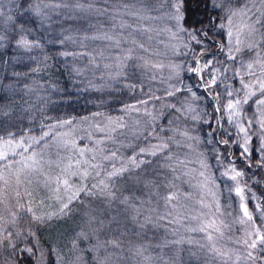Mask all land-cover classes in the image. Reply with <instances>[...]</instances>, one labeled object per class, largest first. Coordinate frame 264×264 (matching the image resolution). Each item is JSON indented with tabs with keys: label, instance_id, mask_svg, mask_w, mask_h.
Wrapping results in <instances>:
<instances>
[{
	"label": "trees",
	"instance_id": "trees-1",
	"mask_svg": "<svg viewBox=\"0 0 264 264\" xmlns=\"http://www.w3.org/2000/svg\"><path fill=\"white\" fill-rule=\"evenodd\" d=\"M153 1L110 0L111 5L118 3L123 8L143 9L149 15H156L160 10L156 12L151 8L155 7ZM102 3L103 0H13V21L0 28V135L7 131L37 132L50 123L95 112L119 114L125 105L135 104L151 93L161 97L159 102L147 105L153 116L159 113L153 127H171L180 131L190 129L189 134L199 137V142L177 137L181 146L174 144L156 156H147L146 163L139 167L128 168L110 183L109 190H114V199L83 195V199L71 202L65 213L41 221L33 219L31 212L22 210L14 218L15 226L10 225L9 228L13 234L17 231L22 234L19 240L15 236L11 239V243L17 245V251L14 253L11 247L0 245V264H72L73 261L76 264H170L179 249L182 252L177 259L180 264H201L203 259L194 251L202 244L201 236L192 229L195 228L193 209L197 208L198 198L195 195L202 179L199 172L204 171L205 176H210L212 170H218L213 153L204 143L209 127L199 120L193 122L187 119L185 122L186 117L182 115L177 119L178 113L165 105L174 104L180 108V102L187 98L203 114L213 113L214 107L222 106L225 101L221 98L213 104L212 98L199 87L197 77L183 71L179 79L185 85L189 83L200 99L191 97L190 93L167 97L165 89L172 91L173 85L181 87L176 84L177 77L174 75L173 80L164 77L170 71L169 65L165 68L152 67L151 63L145 64L142 56L149 58L148 61L166 59L174 64H183V58L175 52L163 57L162 46L165 44L161 47L151 44V49L141 50L139 45L144 39L132 37L131 30L121 27L124 24L112 27L108 21L104 22L105 14L101 15L100 11ZM213 3L215 0H185L182 15H186L187 19L181 21V25L207 28L210 17L219 18L211 21L214 26L209 36L223 43L227 39L226 32L219 27L223 11L214 8ZM77 4H83L85 8L79 9ZM89 5L92 10H88ZM160 6L170 9L167 0ZM120 21L123 22V18L120 17ZM132 23L135 22L132 20ZM20 26H23V32L18 30ZM119 30L122 35L117 37L118 40L112 38L109 42H102L92 39L102 31L109 34ZM135 33L143 35L139 29ZM21 38L39 46L20 45L18 40ZM186 41L190 48L196 47L199 51L194 42ZM186 41L182 44L185 45ZM181 48L180 45L175 51ZM208 50L215 52L217 58L224 59L215 43L209 45ZM118 52L127 60L125 63L119 61L117 66L115 56ZM112 72H116L117 76ZM170 81L172 85H169ZM248 115H251V109ZM139 117L143 124L152 120L144 110ZM204 118L207 119L206 116ZM173 120L176 123L170 124ZM221 124L233 131L226 121L221 120ZM250 134L253 135L251 148L258 149L261 143L258 137H264V133L257 126L251 129ZM159 135L166 138L173 136L174 132L161 131ZM218 138L227 137L221 135ZM236 138L242 143L241 136ZM140 143L142 141L138 140ZM218 147L222 153L233 152L237 169L246 172L242 176L244 182L254 188L264 205V164L259 163L261 156L253 152L250 157L252 166L249 167L248 161H241L240 149L231 140L227 147ZM169 156L174 158L169 160ZM201 160L207 168L201 167ZM227 161L224 159L225 163ZM173 168L179 171L173 172ZM169 192L178 194L171 204L162 199ZM220 198L226 206L228 198ZM26 231L33 234L27 240L23 238ZM4 234L0 229V237ZM28 240L36 245V255L19 251L30 246ZM138 250L142 254H138ZM190 254L196 260L189 258Z\"/></svg>",
	"mask_w": 264,
	"mask_h": 264
},
{
	"label": "snow or ice",
	"instance_id": "snow-or-ice-1",
	"mask_svg": "<svg viewBox=\"0 0 264 264\" xmlns=\"http://www.w3.org/2000/svg\"><path fill=\"white\" fill-rule=\"evenodd\" d=\"M212 2V0H209ZM240 0H238V3ZM232 3V0H223L222 3H213V7H219L222 10L227 12V15L223 17L226 20V24H220L219 27L224 29L228 28L227 39L221 43L220 41L213 40L209 36V33L212 31L213 24L211 21L213 19L210 17V24L207 28H201L193 25L191 28L180 27V22L187 19L186 15H182L184 12L185 0H168L169 7L171 9L170 19L176 21L174 27L179 28L180 33L189 39V41L194 42L198 46L199 51L196 47H191L188 44H185L183 48L177 50L175 55L183 58V64L177 63L172 64L169 67L173 70V74L177 77L176 84H180L181 87H175L173 85V90L168 91L165 89V95L167 97H174L177 93H190L191 97L200 99L197 97L196 91L193 90L192 86L183 84V81L179 79L180 72L191 73L193 76L197 77L199 87L202 88L206 95L212 98L213 104H216L222 98L225 103L220 107H214L213 113L203 112L197 107L192 106V102L189 99H185L183 102H180V108H177L176 105H165V107H171L173 112L178 113L177 119L180 116L191 119L193 122L199 120L202 124H207L209 131L205 133L204 143L209 146V150L213 153V158L220 164L222 167H226V170L220 174L224 177L229 178L232 181H236L238 177H242L244 174L242 171L237 170L234 166L235 161L232 159L230 154L221 153L218 146L229 145V141L240 149V159L241 161H248L249 167H251L250 157L253 152H257L261 156V163L264 164V137H258L261 139V143L257 148H250L249 144L253 139V135L250 134V131L253 127H259L260 132L264 133V56H261L257 53V49H264V0H248L247 3H244L243 7L232 8L228 7ZM77 8L84 9L85 5L77 4ZM88 10H92V6H88ZM103 11V10H100ZM111 15V13H109ZM241 19L242 23L239 27H236L233 24L235 19ZM12 22L13 17L8 15L5 18V10L0 6V21ZM199 23H203L200 21ZM121 27H128L126 25H121ZM235 29V30H234ZM20 32L24 31L23 26H20L18 29ZM241 36L244 39H241ZM257 36H259V41H257ZM101 37H93L92 39H100ZM103 39L111 40L112 37L105 35ZM20 45L25 47H38V44L31 45L29 41L21 38L18 40ZM212 43L217 45V51L221 52L224 56V59L221 60L215 56V52H209L208 46ZM139 48L144 50V45L140 44ZM189 49V50H185ZM248 52L255 54L253 58L245 61L242 58H239L241 54ZM65 55H70V53H65ZM205 57H208L205 59ZM148 62L146 61L145 64ZM195 65L192 67L191 65ZM152 67H163L162 65H151ZM229 81L224 83V81ZM134 87V86H132ZM217 88H221V91H210ZM161 97L154 96L151 93L147 95L145 99L137 100L133 105H125V110H133L137 113L144 110L145 115L151 116L152 120L145 122L143 124V130H141V124L139 121L131 129L132 139L142 141L145 145L149 144L151 139L156 140L158 143L151 145V147H140L139 144L136 145L137 151H133V155L129 157L133 164H135L136 157L138 155L148 154L151 156H156L158 153L169 150L170 146L176 145L177 147L181 146V141L177 137H183L185 141L195 140L199 142V137L191 136L190 129H185L180 131L178 129H173L171 127L161 129L159 126L153 127V122L159 115L153 116L151 112L148 111L147 105L153 101L159 102ZM251 109V115H248V110ZM191 114V115H189ZM207 117L205 119L204 117ZM221 120L226 121L228 125L232 126L233 131H229L227 128L220 123ZM62 124L71 125L73 121L65 120L61 122ZM170 124L176 123V120L170 121ZM215 125V126H213ZM118 127L120 129L126 128V125L123 122H120ZM99 131H104L103 128H98ZM161 131L174 132L173 136H167L166 138L161 137L159 133ZM242 134L241 143L240 139L236 137ZM55 135V134H53ZM225 136V139H219V136ZM19 136V140L16 137ZM49 133L45 132L43 135L37 139L35 137L25 136L22 133H13L11 131L5 132L3 135H0V177L15 176L17 185L20 184V175L25 171L35 169L40 165L41 160L37 159L39 153L35 151L43 142L44 138L48 137ZM127 139V136L125 137ZM100 141H97L99 143ZM28 144L25 147V144ZM69 142H65L67 146ZM74 145V141L71 142ZM129 148L132 147L131 144L128 145ZM191 147V145H189ZM80 155L83 156L85 149L81 148L78 150ZM28 153H31L30 155ZM118 153L113 151L110 155L105 156L106 160H113L117 158ZM17 157L19 159L17 160ZM223 157V158H222ZM174 157L169 156L168 159L171 160ZM95 159V157H93ZM224 159L229 161L228 166H225ZM76 165H86L88 161L77 159L74 162ZM141 164L146 163L145 160H140ZM177 163H183L182 161H177ZM19 165V167H17ZM72 165L69 164V167ZM139 167V165H136ZM90 167H96L95 165H90ZM113 170L107 173V177L111 180L113 177H117L127 171L125 168H120L117 170L115 165L112 166ZM201 167L207 168V164L201 160ZM173 172L179 171V169L173 168ZM229 172L234 173L229 177ZM87 176L89 173L85 170L82 173H74ZM148 175V173H145ZM97 176H100L101 173L97 172ZM199 176L205 177V172L200 171ZM174 179H179V177H174ZM4 183L7 184L8 180L5 179ZM57 183L64 184L68 186V181L57 179ZM207 183V178L205 179ZM164 185H161L163 187ZM99 189V192H94L93 189ZM110 185L105 184L103 180L99 181L98 184L92 185L89 188L85 189L84 187H79L72 192L68 197L69 203H64L60 208V214L65 213L69 209V204L71 201L77 199L81 194H87L89 196L98 195L104 196L105 198L114 199V190H109ZM232 191V189H228ZM236 195L240 197L243 201V192L244 189L237 186L234 189ZM26 195H31L25 190ZM21 193L16 192V196L19 197ZM178 198L177 193L169 192L167 196L162 197L165 203L171 204L173 200ZM0 203L5 205L7 210V201L0 200ZM258 215L253 216L249 211L245 203L240 204V209L242 210L243 217L238 222L241 225L245 226L244 236L241 239L236 240L237 245H242L244 252L240 255H237V261L243 259L248 262V264H264V208L261 207L259 203L254 205ZM216 210L219 211V205H216ZM28 212H32V209L27 208ZM2 214V211H0ZM10 215L15 216L16 213L10 212ZM46 217L35 216L33 219L41 221ZM258 221V222H257ZM16 221L12 220L10 223L6 222L3 226L2 231L5 233L0 237V245H6L11 247L13 252L17 251V245L11 243V239L15 236L16 239H21L22 234L17 231L13 234L9 228L15 226ZM209 224L207 227H211ZM193 231H206L205 227L199 229H192ZM219 231V229H217ZM33 234L30 231H26L23 234V238L27 240L28 237H31ZM207 239L212 240V236L209 234ZM191 242V241H189ZM30 246L25 248H20V252L31 253L36 255V245L31 244L28 240ZM211 251L217 252L220 255H227L226 253H219V250L212 247ZM138 254H142L141 250H138ZM78 259V258H77ZM145 259H148L145 257ZM72 264H76V261H73ZM107 264V262H105Z\"/></svg>",
	"mask_w": 264,
	"mask_h": 264
},
{
	"label": "rangeland",
	"instance_id": "rangeland-1",
	"mask_svg": "<svg viewBox=\"0 0 264 264\" xmlns=\"http://www.w3.org/2000/svg\"><path fill=\"white\" fill-rule=\"evenodd\" d=\"M164 1L166 0L153 1L152 5L155 7L151 8L156 12L160 10V13H157L156 15L151 14V16L143 9H131L130 7L123 8L119 6L118 3V6L115 4L111 5L112 2H110V0H103V11H101V15L105 14L103 15L105 17L104 22L108 21L112 27L118 24L128 26L127 28L132 31V37L139 38L140 40L144 39L142 40V44L145 49H151V44L157 46L160 45V47L165 44V46H162L163 57H167L168 55H174L173 52H176L175 48H179L180 45L181 47H184L182 42L185 43L188 38H184L185 36L180 33L179 28L174 27L176 21L170 19L171 9L167 10L164 6H160ZM222 2L223 0H215V3ZM247 2L248 0H240L239 3L238 0H232V3L229 4L228 7H243L244 3ZM173 3H175V0H173ZM0 6L5 10V18L8 15L12 16L11 11L13 9V0H0ZM222 11V24H226L227 22L223 17L227 15V12L224 10ZM109 12L111 15H109ZM120 17L123 18V22L128 21V23L125 24L121 22ZM130 20L131 24H129ZM132 20L135 23H132ZM6 23V19L0 21V28L5 26ZM241 23L242 21L239 18L233 21V24L236 27H239ZM180 27H182L181 22ZM136 29H139L143 35L136 34ZM223 31L227 34L228 28L225 27ZM105 35L115 39L118 36H121L122 32L119 30L118 33L108 34V31H106L105 34L104 31H102V33H99V35L96 36L101 38L96 40H102V42H104V40L108 41L109 39H103ZM128 35L130 36V34ZM139 39L137 40L139 41ZM241 39H244V37L241 36ZM257 41H259V36H257ZM257 53L264 56V49L258 48ZM121 55L122 54L120 53L119 55L118 52V55L115 56L117 66L119 61L120 63H125L127 60V57ZM254 55L255 54L247 53L242 59L247 61L248 59L253 58ZM142 57L145 62L147 61L153 65L158 64L163 66L159 68H165L168 65L170 66L174 64L166 59L148 61L149 58ZM192 67H195V65L193 64ZM169 68L170 71L166 73L164 77L167 76L173 80V70L171 67ZM111 70H114L113 67H111ZM112 73L117 76L116 72ZM169 85H172L171 81ZM186 85L190 84L187 83ZM177 86L181 85L178 84ZM142 113L143 109L137 113L133 110H125L124 107L123 111L119 114L109 115L95 112L77 118L62 119L50 123L47 126L40 127L37 132H22L25 136L35 137L37 139H39L45 132H48L49 136L45 137L44 142L35 149V151L39 153L37 159L41 160L40 165L35 169L22 173L19 177V185L16 183L17 178L15 176L0 177V200L7 201V210H4L5 205L0 203V211H2V214H0V229L2 230L6 222L10 223L22 210H27L29 207L32 209L31 213L35 216L46 217L45 219L58 216L60 215V208L64 203H69L68 197L73 191H75V189L79 187L87 189L92 185L98 184L101 180H103L105 184L110 185L111 181L116 178L113 177L109 180L107 177V173L113 170V165H115L117 170L120 168L128 169L140 165V160H145L147 156L151 155H138L135 164L132 163L129 157L133 155V151L138 152V149L136 148L138 140L132 139L131 129L136 122L139 121L141 124V130H143V123L139 117ZM148 119L150 120V117H148ZM65 120L73 121V123L71 125L62 124L61 122ZM120 122H123L126 125V128L120 129L118 127ZM98 128H103L104 131H99ZM126 136L127 139L125 138ZM240 136L242 138V134H240ZM19 138V136L16 137L17 140H19ZM73 141L75 142L74 145L71 143ZM97 141L100 142L97 143ZM65 142H69L67 146L65 145ZM157 143V141H151L148 145H145L142 142L139 146L150 148L151 145ZM129 144L132 145L131 148L128 147ZM27 146L28 144L26 143L25 147ZM249 147L251 148L250 144ZM81 148L85 149L83 156H81L78 151ZM113 151L118 153L117 158H114L111 161L104 159L105 156L110 155ZM229 153L235 161L236 157L234 158L232 156L233 152ZM28 154L30 155L31 153ZM93 157H95V159H93ZM18 159L19 157H17V160ZM77 159L88 161V164L76 165L74 162ZM215 162L217 163L216 160ZM259 163L262 164L261 157ZM69 164L72 166L69 167ZM224 164L225 166H228L229 161L226 163L224 162ZM90 165H95L96 167H90ZM234 166L237 169L235 164ZM17 167H19V165H17ZM85 170L89 173L87 176L79 174L74 175V173H82ZM225 170L226 167H222L218 164L217 172L212 170L210 176L207 175L202 177V179L199 180L201 185H199L198 194L195 195L196 197L198 196V198L197 208L193 209V217L195 220L194 229H199L201 227L206 228V231H196L201 236L202 244L194 251L203 256L201 264H248V262L243 259L239 261L236 259L237 255L244 252L242 245L236 244L237 239L243 238L245 230V226L238 222L240 219L244 218L242 210L240 209V204L245 203L254 217L258 215L254 207L255 204L259 203L261 207L264 208V205L259 201L254 188L249 183L244 182L242 177H238L236 181H232L229 178L222 176L220 173ZM237 170L242 171L244 175L246 174L242 169ZM97 172L101 173V175L97 176ZM233 174L234 173L229 172V177ZM58 178L60 180L66 179L68 181V186L66 187L62 183L58 184ZM206 178L207 183H205ZM5 179L8 180L7 184L4 183ZM237 186L244 189L243 201L234 192V189ZM230 188L232 191L228 190ZM25 190H27L28 193H31V195H26ZM97 190L99 189H93L94 192H97ZM17 191L21 193L19 197L16 196ZM83 195L87 194H81L78 198L83 199ZM220 196L228 198V200L225 201L226 206L221 201ZM191 204L196 205L192 202ZM217 204L219 205V211L216 210ZM10 212H14L16 215L12 216L10 215ZM209 224L212 226L207 227ZM217 229H219V231H217ZM209 234L212 236L211 241L207 239ZM212 247L219 250V253H226L227 255H220L217 252L211 251L210 249ZM189 251L191 252L192 249H189ZM194 251H192V253L196 256ZM180 253L182 254L181 249L175 254L176 257H173V264H180V261L177 260ZM194 256L190 254L189 258L193 257L195 259Z\"/></svg>",
	"mask_w": 264,
	"mask_h": 264
}]
</instances>
